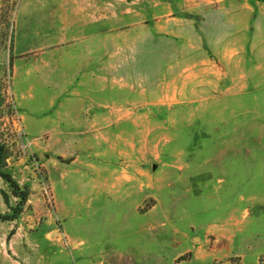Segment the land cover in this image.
<instances>
[{
	"label": "rangeland",
	"instance_id": "374dc122",
	"mask_svg": "<svg viewBox=\"0 0 264 264\" xmlns=\"http://www.w3.org/2000/svg\"><path fill=\"white\" fill-rule=\"evenodd\" d=\"M0 144V264H261L264 0H0Z\"/></svg>",
	"mask_w": 264,
	"mask_h": 264
},
{
	"label": "trees",
	"instance_id": "16d2710c",
	"mask_svg": "<svg viewBox=\"0 0 264 264\" xmlns=\"http://www.w3.org/2000/svg\"><path fill=\"white\" fill-rule=\"evenodd\" d=\"M12 57V56H11ZM12 58L9 61V67L11 68ZM4 157H5V147L3 144H0V177L4 179L11 187V193L13 196L18 197L19 201L16 206L12 209L11 214L2 215V219L12 220L17 217V215L21 212L22 205L27 199L28 191L26 188H21L17 181L12 177L11 174L6 172L4 168ZM6 199V197L4 196ZM264 258H259V262L262 264Z\"/></svg>",
	"mask_w": 264,
	"mask_h": 264
}]
</instances>
